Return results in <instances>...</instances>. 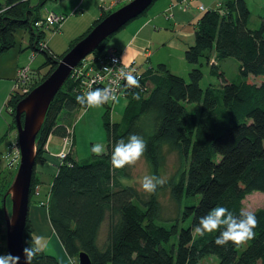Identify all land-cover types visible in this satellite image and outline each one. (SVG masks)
<instances>
[{
  "label": "trees",
  "instance_id": "trees-1",
  "mask_svg": "<svg viewBox=\"0 0 264 264\" xmlns=\"http://www.w3.org/2000/svg\"><path fill=\"white\" fill-rule=\"evenodd\" d=\"M46 1L0 2V55L15 46L16 31L25 30L28 48L44 56L36 71L46 70L30 91L106 17L101 14L84 34L71 42L65 53L56 55L49 48H38L46 33L37 26L43 22L40 9ZM249 17L245 0L227 2L221 11H205L196 24L193 43L184 52L186 63L192 67L188 81L171 73L164 64L153 72H144L147 92L139 94V100L133 99L136 93L126 94L127 103L118 122L111 121V107L103 105L105 152L93 154L89 161L79 164L70 150L59 164L44 205L56 237L75 264L80 253L86 254L91 264H201L210 256L217 258V264H264V209L252 211L259 223L253 229L254 238L245 247L231 242L217 246L214 241L219 232L199 236L193 230L199 218L212 208L223 206L238 216L246 196L253 192L264 194V81L249 80L251 76L264 77V20L256 28H250ZM107 42H102L90 56L104 55ZM228 58L238 63V75L232 80L220 70L219 61ZM201 61H205L211 75L220 79L219 87L204 90L200 87ZM80 94L79 81L69 77L53 98L37 136L36 166L44 163L48 137L64 138L70 128L71 112L85 110L76 102ZM26 95L11 88L4 103L11 118L8 131L16 130L15 106ZM133 133L146 142L143 156L152 168V175L158 176L165 152L174 153L183 164L177 182L167 185L171 186L177 204L182 198L190 202L182 206L179 218L169 224L154 219L156 212L150 210L154 193L150 201L143 202L137 189L119 182L125 175L123 168L111 167L112 146ZM5 136L6 133L0 142ZM36 166L31 177L29 205L35 188L41 184ZM2 172L0 165V179ZM0 201L1 221L3 199ZM105 222L107 231L101 243L100 230ZM32 241L35 242L27 218L24 248ZM0 255L7 252L0 250ZM32 264L59 263L41 250Z\"/></svg>",
  "mask_w": 264,
  "mask_h": 264
},
{
  "label": "rangeland",
  "instance_id": "rangeland-1",
  "mask_svg": "<svg viewBox=\"0 0 264 264\" xmlns=\"http://www.w3.org/2000/svg\"><path fill=\"white\" fill-rule=\"evenodd\" d=\"M32 3L36 4L39 0H31ZM2 3L3 0H0ZM127 0H124L123 3L114 6L111 9L105 10L101 8V3L99 0H47L40 9V15L43 20L48 16L49 12H55L61 16H63V21L60 27V31L55 32L53 27L50 30H45V36L42 41L46 42L50 51H52L56 55H62L65 53L75 39L84 34L93 24L95 20L99 18V16L105 15L114 12L119 9L123 5H125ZM248 6L251 11L252 17L250 19L249 26H252L255 19H258L260 13V7L258 4H255L253 1H248ZM264 15V13L262 14ZM259 22V21H258ZM260 23V22H259ZM258 23V25H259ZM256 26V25H255ZM162 31L159 36H156L157 41L168 42L170 40H174L172 37L171 30H160ZM111 39V38H110ZM109 45V40L108 43ZM174 46L171 44H167L165 48H160L162 50L160 55H169L170 63L172 65V71L176 73L175 75L183 77L186 81H188L187 72H185V66H190L186 63V61L178 62L176 60L177 52L173 50ZM154 48H152L153 50ZM34 54L33 60L31 62L30 67L34 70L30 75L31 77L26 82L25 90L27 93L30 91L32 86L40 80L41 74L45 72L36 71L44 62V56L42 53L33 52L28 50L27 55ZM154 54V53H153ZM169 61V60H168ZM28 63V61H27ZM26 63V64H27ZM202 65L199 67L200 72L202 73V78L199 82L200 87L204 90L209 87H219L221 81L218 77L213 76L209 73V67L205 63V61H201ZM220 70L224 73V76L232 80L235 76L238 75V63L234 59L228 58L219 61ZM183 64V65H182ZM191 67V66H190ZM40 75V76H39ZM251 82L259 83L264 81L263 76H251L249 79ZM13 82L11 87L13 86ZM11 89L8 91L5 89V86L0 81V138L6 133V136L0 142V157H1V170L3 179H0V200L3 199V203L5 204L7 210L10 211V201L7 197L4 201V194L7 188L10 186L11 181L16 172L18 163H19V152L17 148V133L16 130H9L8 125L11 122V118L8 114L7 108H5L4 103L7 100ZM118 102L126 103L125 98H119ZM107 105L111 107V121L118 122L121 119L123 113V106L113 107L111 102H108ZM118 105V103H117ZM192 108L196 107L195 105H191ZM191 108V109H192ZM104 112L103 105L98 108H88V109H76L71 112L68 123L70 125L71 130L73 131L74 138V146L73 153L75 160L79 164H83L91 158L93 155L91 148L94 144L100 143L105 146L107 143V135L102 122V115ZM58 140V139H57ZM62 145V138L59 139ZM16 143L17 153L14 151V144ZM105 152V151H104ZM49 164L44 167H39V171H45L47 175H53L54 168ZM183 164L178 160L177 156L172 152H165V157L163 160V164L158 171V176L166 177L167 183H171L172 185L177 182L179 179V174L183 169ZM125 175L119 180L122 185H127L134 187L140 193L141 199L143 202H148L151 200L152 194L146 193L141 189L140 181L145 175H152V168L145 159L144 156L140 158V160L134 164L125 166L123 168ZM165 183L163 186H159L154 192L153 201L151 202V211H155L157 218H154L160 224H169L173 222V220L178 217L179 212L183 208L182 206L187 204L188 201L185 198L181 199V203L177 204L176 201L172 198L171 195V186ZM46 184L41 186V190L38 191L36 195L37 188H35L34 195L32 197V213L36 214L38 220L43 222L47 220L46 212H45V193L46 188L44 187ZM196 202V201H195ZM1 204V201H0ZM36 204V205H35ZM244 211H256L258 209H264V194L260 192H253L252 194L246 196V198L242 202ZM38 206L42 211L36 212L34 208ZM30 207V206H29ZM37 208V209H38ZM29 214V213H28ZM33 214H30L33 216ZM179 220V219H178ZM2 221V222H1ZM0 221V250H5V227L2 220ZM107 231L106 222L102 225L100 230V242H103ZM3 238V240H2ZM39 247H42L41 236L38 238ZM246 246V243L243 247ZM7 252V251H6ZM201 264H217V258L215 256H210L202 260ZM259 264V263H258Z\"/></svg>",
  "mask_w": 264,
  "mask_h": 264
},
{
  "label": "crops",
  "instance_id": "crops-1",
  "mask_svg": "<svg viewBox=\"0 0 264 264\" xmlns=\"http://www.w3.org/2000/svg\"><path fill=\"white\" fill-rule=\"evenodd\" d=\"M231 1L233 0H155L144 14L129 22L125 27L114 34L111 39H108L109 45L106 44L105 52L120 55L124 63H133L142 73L147 71L153 72L157 69L159 64H164L171 73L176 74L172 71L173 67L170 63L172 56L170 58L169 55H160L162 52L160 48H165L167 44L174 46L177 52L176 60L182 63L184 60V52L193 43L195 27L203 13L207 10L221 11L225 4ZM248 1L249 0H245L247 6ZM251 1L259 5L261 12V15L258 16L259 18L255 19L254 23H252V26L254 27H250L249 21L252 14L249 9L250 17L248 20V26L250 28H256L260 20H264V15H262L264 13V0ZM200 6H203L204 10H200ZM160 30H171L174 40L168 42L157 41L156 36H159L162 32ZM14 37L15 46L0 55V81L3 83L7 91L12 88L11 84L12 82L14 83L17 70L30 63L29 53L27 55L28 50L32 53V50L28 48L29 37L25 30H17ZM152 48L154 49L152 50ZM213 57H215V53H213ZM191 68L192 67L190 66H185L184 70L188 74V71ZM118 100L112 103L113 107L123 106L125 108L127 101L123 104L122 102L119 103ZM68 130H70L73 135L71 128ZM59 139L61 138L57 136L48 137L44 147V163L37 165L35 168L36 177L39 178L41 182V184L36 187L37 191L35 194L37 195L38 191L41 190V186L46 184V186H44L47 189L45 193V201H47L48 198L51 179L56 175L59 166L57 154L61 151L62 147ZM15 145L16 143L14 144V151L17 153ZM73 146L74 142L72 148ZM72 148L71 150H73ZM49 164H52L50 166L54 168L55 173L53 175H47L45 171H39L40 166L44 167ZM31 203L29 205L28 219L35 242L41 236V240L43 241L42 247L40 248L44 253L54 256L59 264H75L65 253L49 223V219L43 222L39 221L37 215L32 213ZM37 208L38 206L34 208L36 212L42 211ZM44 210L48 218L46 206ZM30 214H33V216Z\"/></svg>",
  "mask_w": 264,
  "mask_h": 264
},
{
  "label": "water",
  "instance_id": "water-1",
  "mask_svg": "<svg viewBox=\"0 0 264 264\" xmlns=\"http://www.w3.org/2000/svg\"><path fill=\"white\" fill-rule=\"evenodd\" d=\"M155 0H130L98 22L81 40L66 52L48 77L15 106L14 122L17 133L19 163L7 188L4 201L9 198L10 211L3 203L5 249L7 254L19 256V264H25L23 256V231L29 212L30 183L36 166L37 136L47 110L63 84L84 58L91 55L102 42L107 41L129 22L141 16ZM77 264H91L89 257L80 253Z\"/></svg>",
  "mask_w": 264,
  "mask_h": 264
},
{
  "label": "clouds",
  "instance_id": "clouds-1",
  "mask_svg": "<svg viewBox=\"0 0 264 264\" xmlns=\"http://www.w3.org/2000/svg\"><path fill=\"white\" fill-rule=\"evenodd\" d=\"M119 63L115 57L112 58V64ZM105 71L110 70V67L105 66ZM117 80L125 81V87L140 88L139 79L131 72L121 68L117 73ZM133 99L139 100L138 93L133 95ZM117 100L116 93L113 88H89L88 91L77 95L76 102L84 107L98 108L108 103L109 101L115 102ZM147 145L144 138L138 134H129L124 139L121 138L114 143L111 150L110 163L111 167L115 169H122L125 166L136 164L144 155ZM94 155H101L105 151L103 144H94L91 148ZM167 183L166 177L156 175H145L141 181V189L146 193H154L159 186ZM256 215L250 211H241L237 216L229 209L223 206H217L209 210V212L201 216L198 223L194 226V232L203 236L205 233L219 232L214 243L217 246H225L229 242L233 245L240 246L251 240L255 236V229L258 226ZM41 251L39 241L31 242L28 247L23 248V256L25 264H32L33 259ZM20 257L12 256L11 254L0 255V264H19Z\"/></svg>",
  "mask_w": 264,
  "mask_h": 264
},
{
  "label": "built area",
  "instance_id": "built-area-1",
  "mask_svg": "<svg viewBox=\"0 0 264 264\" xmlns=\"http://www.w3.org/2000/svg\"><path fill=\"white\" fill-rule=\"evenodd\" d=\"M101 3V8L108 10L113 8L114 6L123 3L124 0H99ZM200 10H204L203 6L199 7ZM63 21V16L55 13L49 12L48 16L41 21L37 26L45 30H51L52 27L55 32L60 31V27ZM38 48L40 50H47L48 45L46 42L42 41L38 44ZM115 57L119 63L113 65L112 58ZM33 60V54L30 57V63L20 67L17 70L16 78L14 80V84L12 86V90H19L23 94H28L25 90L26 82L31 77V61ZM105 66L110 67V70H103ZM123 68L126 71L131 72L134 76L139 79L140 88H131L128 89L125 87V81L117 80V73L119 70ZM69 77L72 79H76L79 81L82 93L89 90V88H106L111 87L114 89L117 100L119 98H126V94L129 93H138L145 94L148 90V84L144 80L143 73L139 70V68L131 64H126L122 61L120 55L106 52L101 57L95 58L93 56H87L84 58L75 68L72 69ZM114 103L113 101H109ZM73 144V135L70 130H68L67 135L62 138V147L61 151L57 154V159L59 160V164L65 159L68 152L71 150Z\"/></svg>",
  "mask_w": 264,
  "mask_h": 264
}]
</instances>
